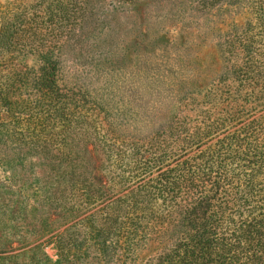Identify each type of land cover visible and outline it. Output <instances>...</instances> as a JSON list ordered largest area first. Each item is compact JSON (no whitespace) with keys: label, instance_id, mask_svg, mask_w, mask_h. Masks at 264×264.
Listing matches in <instances>:
<instances>
[{"label":"rangeland","instance_id":"374dc122","mask_svg":"<svg viewBox=\"0 0 264 264\" xmlns=\"http://www.w3.org/2000/svg\"><path fill=\"white\" fill-rule=\"evenodd\" d=\"M0 34V264L59 252L92 264L103 256L89 225L105 202L179 154L182 128L209 125L213 94L226 111L238 98L245 115L264 113V0H0ZM87 144L103 187L93 171L76 185L11 186L12 172L87 157ZM115 252L108 264L124 259Z\"/></svg>","mask_w":264,"mask_h":264},{"label":"trees","instance_id":"16d2710c","mask_svg":"<svg viewBox=\"0 0 264 264\" xmlns=\"http://www.w3.org/2000/svg\"><path fill=\"white\" fill-rule=\"evenodd\" d=\"M212 98L209 125L182 128L179 154L152 161L105 202L104 221L89 225L103 256L92 264L115 263L118 247L124 249L121 264H135L143 247L148 254L138 264H264V113L245 115L238 98L226 111L227 97ZM2 103L13 105L7 98ZM85 149L87 157L39 158L37 166L12 172L8 180L21 191L47 185L54 175L59 186L76 185L78 176L93 171L103 187L102 160L88 144ZM123 234L129 235L124 244ZM58 255L53 264H66L65 254Z\"/></svg>","mask_w":264,"mask_h":264}]
</instances>
